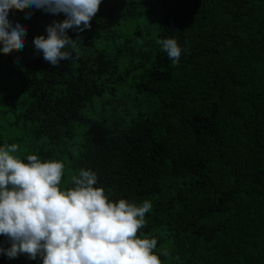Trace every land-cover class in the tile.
Segmentation results:
<instances>
[{
    "label": "trees",
    "instance_id": "trees-1",
    "mask_svg": "<svg viewBox=\"0 0 264 264\" xmlns=\"http://www.w3.org/2000/svg\"><path fill=\"white\" fill-rule=\"evenodd\" d=\"M28 11L7 17L27 33L0 53V147L63 162L61 189L84 168L109 199L151 201L163 264H264V0H102L57 67L33 38L64 14Z\"/></svg>",
    "mask_w": 264,
    "mask_h": 264
},
{
    "label": "clouds",
    "instance_id": "clouds-1",
    "mask_svg": "<svg viewBox=\"0 0 264 264\" xmlns=\"http://www.w3.org/2000/svg\"><path fill=\"white\" fill-rule=\"evenodd\" d=\"M102 0H0V53L24 48L26 26L8 20L11 9H31L65 18L46 26L47 35L33 38L34 49L54 67L72 59L80 43L68 30L91 27ZM162 50L178 65L184 51L175 38L158 40ZM16 143L0 147V235L10 246L0 247L9 258L25 254L42 264H163L154 251L155 237H146V213L151 201L136 203L109 199L97 186V174L81 168L70 177L72 187L61 189L65 165L42 160L36 154L22 159ZM139 233V235H138ZM161 255L169 253L162 250Z\"/></svg>",
    "mask_w": 264,
    "mask_h": 264
}]
</instances>
